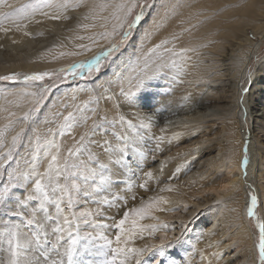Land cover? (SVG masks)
Listing matches in <instances>:
<instances>
[{"label": "snow or ice", "instance_id": "6c2138e0", "mask_svg": "<svg viewBox=\"0 0 264 264\" xmlns=\"http://www.w3.org/2000/svg\"><path fill=\"white\" fill-rule=\"evenodd\" d=\"M153 3L154 0H91L90 4L89 0H16V3L0 0V30L3 31L9 30L3 27L5 22L14 25L17 30L27 28L37 15L54 20H70L68 12L83 7L89 9L82 16L85 21L102 20L104 23L100 26L105 29L108 22L114 21L112 31H104L102 37L113 36L118 29L122 30L120 39L92 61L58 72L17 73L0 77V80L22 85L11 91H0V101H4L0 103V121H3L0 123V243L5 246L6 253L0 259V264H131L132 261L134 264H179L167 253L181 243L183 231L180 237L168 243L146 244L142 248L132 246L136 238L144 239L145 233L154 238L158 232L167 234L171 230L166 223H141L147 218L159 221V217L153 213L164 211L160 205L168 201L154 195L147 200L139 197L138 207L127 208V203L129 199H138L135 188L148 190L147 180L136 185L131 178L134 175L133 158L137 165L147 159V149L144 147L146 137L141 129L151 130L154 124L152 113L160 106L159 94L152 90L151 82L168 75L171 70L181 69L185 54L194 52V47L179 52L166 47L178 38V34L173 33L171 38L155 44L137 59L132 69L134 75L124 77L117 74L115 83L119 86L118 96L109 86L94 98L97 108L102 100L113 102L112 109L116 113L111 119L108 109L101 114L97 108H92L91 116L81 115L79 118L70 112L56 132L48 128L43 133L39 122H36L30 136H25V126L35 121L46 97L56 86L55 82L39 85L35 82L53 76L60 77L59 82H63L65 72L75 77L77 69L99 71L102 60L119 52L128 43L133 30L144 20ZM174 8V5L166 8L164 15ZM160 26L161 21L154 19L152 28L145 31L144 39L147 40L152 31ZM77 27L88 28L89 25L78 24ZM164 52H170L171 56L165 58ZM252 75L249 70L247 82L251 81ZM125 81L127 87L124 86ZM250 90L249 87L242 88L239 101L242 105L247 104L244 97ZM122 105L133 110L135 122L120 111ZM79 111L83 112V109ZM56 115L63 114L58 112ZM244 115L247 116L246 107ZM97 116L99 119H96ZM89 120L92 121L90 127ZM44 123H49L47 118ZM77 126L84 127L85 131L71 147L64 150L57 136L72 135V130ZM96 136L100 139H93ZM25 139L33 145L30 159L19 152ZM163 139L157 138L156 150L160 149ZM92 146L97 150L94 151ZM45 162L46 166L41 170ZM249 164L248 147L245 145L242 162L245 179ZM144 176L153 179L151 171L144 172ZM117 188L120 191H116ZM174 190L170 184L159 189L160 192ZM90 203L95 204L96 208L80 207ZM105 207L107 210H104ZM121 207L126 210L117 219ZM256 207L257 197L252 195L248 209L250 218L257 219ZM112 209L116 212L109 215ZM96 217H104L111 223L97 220ZM257 227L259 261L264 264V223L257 220ZM113 229L117 231L112 233L110 230ZM148 251H152L153 256L145 260L143 258ZM215 255L222 256L221 253Z\"/></svg>", "mask_w": 264, "mask_h": 264}, {"label": "bare ground", "instance_id": "6f19581e", "mask_svg": "<svg viewBox=\"0 0 264 264\" xmlns=\"http://www.w3.org/2000/svg\"><path fill=\"white\" fill-rule=\"evenodd\" d=\"M172 5L175 6L174 10L169 11L165 16L166 8ZM41 19L39 23H32L26 30H10L0 34V73H9L11 70L21 69L29 71L42 67L41 64H45L42 60H50L47 55L53 54L59 46H48L47 37L34 38L33 35L37 31L45 30L47 31L45 36L53 31L60 38H64L63 36L67 35L69 30L73 28V26H68V20L56 21L44 16ZM154 19L161 21V26L154 29L152 35L145 40L144 33L152 28ZM75 30L76 38H67L58 50L68 45L72 49L77 42L86 41L87 38L78 39V37H83L82 35L89 32L86 30L84 33L78 28ZM25 32L29 34L25 35ZM173 33L178 34V38L166 47L177 52L189 47H194L196 50L185 54L186 58L181 62L183 64L181 69L171 70L168 75L151 82L153 84L152 90L159 94V104L162 102L163 105L172 104L171 106L174 108L179 107L187 101V95L191 94L190 98L195 101L200 98L205 104L211 102L210 99L222 102V99L227 100L234 96L237 105H240L239 98L245 83L243 86L240 85L246 81L249 70L253 73L251 81L247 82L251 84V90L246 99L247 104L240 105L243 107L240 110H238V106L231 110L228 103H225L222 108L220 105L209 108L205 106L207 108L203 114L195 116H184V114L183 117L171 118L162 124L155 123L156 128L151 129L155 131L154 135L156 138H164L160 142L161 145L164 142L163 147H166L168 143L169 146L161 155L162 157L158 158L159 161L154 168L169 162L170 158L173 159L171 168H176L177 165L179 166L188 160L193 161L189 175L182 180L180 179L181 181L176 185L181 193L176 200L183 201L184 205H192L194 202L191 200L192 198H198L196 197L198 193H205L207 186L215 179L214 177L219 170H224L228 166L237 169L238 173L233 172L230 180L233 177L237 178L230 183L231 187L224 197V203L231 207L232 212H225L223 221L221 220V224H219L221 225V239L215 242H212L211 238L208 240L209 237L213 236L210 235V232L213 228L217 231L218 225V219L212 215L213 212L211 211H205L200 223L195 221L193 226L196 227L199 223V226L204 227L200 237L206 239V246H212L211 252L219 261L217 264H233L235 261H237L235 264H258L256 235L251 229L249 221L246 220V209L251 203L247 184H253L256 192L259 193L264 216V57L258 59L256 63L254 62L256 56L259 55L261 41L264 40V0L155 1L150 11L149 22L140 26L129 49L113 62L111 76H107L105 80L101 79L95 86L99 85L100 82L108 81L107 84L111 85L113 91L118 94L119 86L115 83L117 74L124 77L130 74L134 75L132 69L136 66L137 59L141 58L143 53L155 44L160 43L165 38H171ZM251 34L256 37V41L251 38ZM38 48L39 53H37ZM48 48L50 51L45 52ZM99 49L100 47L90 54L78 56V59L93 55ZM164 56L168 58L171 53L164 52ZM76 60L75 58L74 61ZM165 82L167 83L165 84ZM100 86L97 87L100 88ZM124 86L127 87L126 81ZM218 89L221 91H219L220 94L216 95ZM112 103H106L103 110L108 109L113 113ZM245 107L248 116L253 119V134L249 132L250 140H248L247 146L250 148L252 156L246 179L241 166L244 145L249 137H246L247 132L244 133L246 129L245 123L243 124ZM222 125H226V129L230 131L224 144L217 142L218 139H211V132L219 126L221 129ZM155 126L153 124V127ZM176 134L179 135L176 136ZM209 142L213 145L216 142L219 147L216 148L217 157H219L216 161L210 157L213 153L205 154L206 145ZM193 144H198V147ZM187 147L188 149H186ZM173 156L176 157L172 158ZM208 169H213V173H211L213 177L208 175ZM168 198L173 199L170 195ZM189 198L191 199L189 200ZM212 198L215 204H220L216 197L212 196ZM202 200L204 202L209 201L208 199ZM222 205L224 207L225 204ZM201 206L198 204L194 211L183 213L179 217L180 222L193 221L201 212ZM225 216L228 217L227 220ZM181 227L184 228L182 225ZM227 230H232L231 236L236 237L234 240H229V238L225 240L228 236ZM180 231H176L174 235L180 236ZM238 244L240 248L237 249L238 251L236 250V254L240 257V261L236 254L231 255L233 246ZM209 253L207 252L206 255ZM216 253H221L222 256H217ZM172 254L185 259L189 251L188 248L180 246L172 251ZM192 264H201L199 252L195 254Z\"/></svg>", "mask_w": 264, "mask_h": 264}, {"label": "rangeland", "instance_id": "374dc122", "mask_svg": "<svg viewBox=\"0 0 264 264\" xmlns=\"http://www.w3.org/2000/svg\"><path fill=\"white\" fill-rule=\"evenodd\" d=\"M89 1H90L89 2V4H90L91 0H89ZM155 1H157V0H154V3H155ZM10 2L16 3V0H10ZM22 2H23V0H22ZM4 10H7V9H4ZM88 10L89 9L87 7H83V8L76 10V11H71V12L69 11L68 12V15L71 17V19L68 20V22H69L68 26H73V28L71 30L68 29L69 32L67 33V35L63 36L64 38H62V37L60 38L59 36H57V33L55 34V33H53V31L50 34H48L47 36H45V34L47 32L45 30L40 31V32L37 31L33 35L34 38H38L40 36L41 37H47L48 38V42H47L48 46L54 45V46L60 47V45L63 44L67 38L68 39L76 38V34H74V31H76L75 29L78 28L77 24H86L87 23V25H89L88 28H78V29L82 30L84 33L86 30H87V32H89L87 34L82 35L84 37V39L87 38L85 42H81V43L77 42L72 49L69 48V45L67 47L66 46L62 47L59 50H58V48H59L58 47L53 54L50 53L47 55L50 57L49 58L50 60H46V59L42 60L45 62V64H41L42 67H37V68H34L33 70L31 69L29 71H25L23 69L11 70V72L9 71V73L8 72L7 73H0V77L9 76L12 74H17V73L21 74V75H25V74L43 73V72H58L59 70L67 69L72 65H78L81 63H86V62L92 61L93 59H95L98 56H102L104 52H106L114 43H116L120 39V36L122 34V30L118 29L116 34L113 36H110L107 38L102 37L101 33H103L104 31H106V30L109 32L112 31V24L114 23V21L108 22L107 29H105V28L100 26L101 23H104V21H102V20L97 19V20L85 21V20L81 19L82 16L88 12ZM150 11H151V8L147 11L145 18H144V20L141 21L140 25H138L137 28L133 30V34H132L131 38L129 39L128 43L125 44L123 47H121L119 52L114 53L111 57L102 60L99 71L89 72L87 69H77L75 77H73L71 74L65 72L64 76L66 77V79L63 80V82H59L61 80V78L58 76H53L51 79L45 77V79L42 82L41 81L35 82L37 85H39L41 83L42 84H52L55 82L56 86L52 88L51 92L46 97L42 107L40 108V112L37 114L35 121H33L32 123L25 126V136L26 137L30 136V130L32 129L33 124H35L36 122H39V128H40L41 132L46 133L48 128H51L54 132H56L58 130V126L64 122L63 118L65 116H67L68 113H70V112L75 114L78 118L81 115H87V116L92 115L90 109L97 108V105L94 103V98L96 96L100 95V93L104 92L105 89L108 88L109 86L111 87L112 91L114 90L111 85L107 84L108 81L100 82L101 84H103V85H101L99 83V85H97V86L101 85L100 88L95 86V84H98V82L101 79L105 80V79H107V76H111V66H112L113 62H115L116 59H118L124 52H126L129 49L130 44L135 39L136 33H137L138 29L140 28V26L146 22H149ZM105 15H107V14L105 13ZM133 15H135V11H134ZM41 17L42 16L37 15L31 23H28L27 21H24V23H28V26H27V28H28L32 23L36 24L37 23L36 21L40 22L42 20ZM130 19H131V17H130ZM56 21H58V20H56ZM61 21H63V20H61ZM92 25H95V27H92ZM3 27L9 29L8 31L17 30L14 25H12L11 23H8V22H5L3 24ZM27 28H22V29L26 30ZM93 28H94V30H92ZM5 32H7V31L0 30V34H3ZM72 34H74V35H72ZM250 36L254 41H256V37H254L252 34ZM89 37H91V39ZM49 42H51V43H49ZM99 47H100V49L97 51V53H95L93 55H89L88 57L84 56V57L78 59V56H82L84 54H90L91 52L98 49ZM49 51H50V48H48V50L45 52H49ZM37 53H39V48H38ZM35 57H37V56H35ZM263 57H264V40L261 41V47L259 50V55L256 56V59L254 62L256 63L258 59H261ZM75 58L77 59L76 61H74ZM42 61H40V62H42ZM166 83L167 82H165V84ZM244 83H245V87H249L251 89V84L247 83V81L243 82L240 86H243ZM21 86L22 85L13 83L12 81L0 80V91H11V90L19 88ZM102 86H104V87H102ZM219 91H221V90L218 89L216 95H218V93L220 94ZM113 92L116 93L115 91H113ZM117 96H118V94H117ZM187 96L189 98L187 97V101L184 104L180 105L181 107L179 106V107L174 108L171 106L172 104L163 105V103L161 102L159 104L160 105L159 109L152 113L153 119H154V126H155V123L156 124H162L163 122H165L168 119L179 117V116L183 117L184 114H185L184 116H188V115L195 116L197 114L198 115L203 114L204 112H206L207 107H205V106H208V108H209V107H213L215 105H220L222 108V106H224L225 103H228L230 105L229 108H231V110L236 109L237 106H238V110L243 108L240 106V105H242L241 103H240V105H237L236 98L234 96H231V98H229L227 100L222 99V102H219V100L216 101L215 99L214 100L210 99L209 101H211V102H208L206 104L200 98L197 101L193 100L192 98H190L191 94H189ZM247 96L244 97L245 100L247 99ZM9 99H12V97H9ZM240 99H241V97L239 98V101H240ZM108 102L112 103V101H108ZM108 102L105 101V103H104V101L102 100L100 102L99 107L97 108V111L102 114V110L105 108L106 103H108ZM0 103H4V101H0ZM79 109H83V112L79 111ZM13 110L18 111V112L21 111L20 109H13ZM112 110H113V113L110 112L111 110H109V112H108L109 119H111L116 113L115 109H112ZM120 111H122L123 114L128 119H133V121L135 122V119L132 115L133 110H130L129 108H127L126 105H122ZM58 112L62 113L63 115L62 116L56 115V113H58ZM45 118L48 119L49 123H47V124L44 123ZM96 119H99V116H97ZM156 119L159 121H157ZM2 122L3 121H0V123H2ZM91 123H92V121L89 120L88 121L89 127H90ZM244 123L246 125V127H245L246 129H245L244 133L247 132L246 137L249 136L245 142V145L248 146V143H249L248 140H250L249 132L253 134V132H252L253 131V119H251L248 116V112H247L246 117L244 115L243 124ZM117 127H119V125H117ZM153 128H156V126L152 127L151 129H153ZM84 131H85L84 127L77 126V127H75L74 130H72V135L65 134L63 137L57 136V140L62 144V148L64 150H66L67 148L71 147L75 143V140L79 139V136ZM141 132H143L145 137H146L144 147L147 149V159L143 160L142 162H140L137 165L135 158H133L132 167H133L134 175H132L131 179L133 182L135 181L134 184H136V185L143 183L145 180H147L148 190L145 191L143 188H138V187L135 188V191L138 193V199L137 200L129 199L128 203H127V208L138 207L139 203H140L139 197H143L144 200H147L149 196H154V195L162 196L168 201V203L160 205L164 209V211H159V212L153 213V215L159 217V221L152 220L151 218H147L145 220H142L141 223L144 225L154 224V223L155 224L166 223L170 226L171 230L168 231L167 234H165L164 232H158L154 238L152 236L148 235L147 233H145L144 239L136 238L135 242L132 246L142 248L146 244H149V245L150 244H157V245H159L161 242L168 243L169 241H173L176 237H180L181 234H180V236H175L174 233L176 234V231L178 232V230H181L184 232V235L181 237V243L176 248L170 249L167 253L168 256H170L173 260L178 261L179 264H192V261L194 260L195 254H198V252H199L200 257H201V264H217V263H219V261H217L216 257L214 256V253L211 252L212 246H209V247L206 246L205 245L206 239H204L203 237H200V235L203 233L202 230H204V227L202 225L199 226V223H200L202 215L204 214L205 211L206 212H208V211L213 212L212 215H215L216 218L218 219L217 231L213 228V230L210 232V235H213V236L209 237L208 240L211 238V241L215 242L216 240L221 239L220 238L221 225H219V224H221V220L223 221L225 212H227V211L232 212L231 207L229 205H226V203H224V197H225V194L228 191V189L231 187L230 183L233 180H235V178H237V177H233L230 180L231 175L233 174V172L238 173V170L231 167V166H228L224 170H219L214 177L215 179H213L212 182H210V184L207 186L206 192L205 193H198V195L196 196L198 198H192V199L189 198V200L191 199L192 201H194L192 205H184L183 201L176 200L177 196L181 194L179 192V189L176 187V185L184 177L189 175L191 168H192V162L193 161L188 160L187 162L186 161L183 162L181 164L182 166L177 165L176 168H171L173 159L170 158L169 162L164 163L162 166L154 168V166H156V163L159 161L158 158L162 157L161 155L167 149V147L169 146V143L166 145V147H163L164 142H163V145H161V143H160L161 149L155 150L156 144L158 142L156 136L154 135L155 131L154 130L149 131L147 129H141ZM211 133H212L211 139H213V140L218 139L217 142H221V144H224L226 142V137L230 133V131H228L226 129V125H222L221 129H220V126L216 127ZM73 137L75 139H73ZM93 139L98 140V139H100V137L96 136ZM193 145L195 147L196 146L198 147V144H193ZM193 145L190 147L192 148ZM209 145H210V147H209ZM245 145H244V150H243L244 154H245ZM92 147H93L94 151L97 150V149H95L94 146H92ZM216 148L217 149L219 148L218 145L216 144V142L214 145L209 142V144L206 145V149H205L206 155H208L209 153L210 154L213 153V154H211L212 156H210L213 158V161H216V159L218 160V158H219V157H217L218 151ZM32 149H33V145L29 144L28 140L25 139L24 142L20 146L19 152L23 157L30 159L29 153L32 151ZM176 149L178 150V147ZM186 149H188V147ZM249 149L250 148L248 147V152H249V157H250V162H251V156L252 155H251V151ZM213 156H216V157H213ZM175 157L176 156H173L172 158H175ZM243 158H244V155L242 156V160H243ZM242 160H241V163L243 162ZM151 163L154 165H152ZM217 164H218V162H217ZM21 166H23V160H21ZM45 166H46V162L44 165H42L41 170H43V168ZM186 169H187V171H186ZM146 171L152 172L153 179L149 180L146 176H144V172H146ZM207 171H208L207 172L208 175L213 177V175L211 174V173H213V169H208ZM5 179H6V177H5ZM165 184H170L175 190L171 191V192H168V191L160 192L159 189L164 187ZM121 187H123V185H121ZM247 190L249 191L251 196L255 195L257 197V207L255 209L257 219H253V218H250L248 216V209H249V207H251V203H250L249 207H247V209H246V220L249 221L251 229H253V232L256 235V243H257L256 244L257 245L256 250H257V256H258V262L257 263L260 264L259 248H258L259 229L257 227V220L261 223H264V216H263V212H262V206H261V202H260L259 193L256 192L254 185L253 184H247ZM116 191H120V188H117ZM121 194H123V193H121ZM169 195L172 196L173 199H171V198L169 199L168 198ZM212 196L216 197V199L219 200V203H220L219 205L215 204ZM202 199H208L209 201L207 202V200H206V202H207L206 203ZM200 200H201V202H200ZM174 203H175V205H173ZM197 203L202 205L200 207L201 212L199 211L200 212L199 215L196 218H194L193 221L189 222L187 220L186 222L181 223L180 222L181 219L179 217L183 213H188V212H191L192 210L194 211L195 207H197V205H198ZM222 204H225L224 207ZM215 205H217V206L214 207ZM80 207H88L91 209H95L96 205L90 203L88 205H81ZM104 210H107L106 207ZM125 210L126 209L124 207L120 208L119 215H117V219L122 217V214ZM115 212H116L115 209L111 210V211H109V215H113V213L115 214ZM221 212H222V215H221ZM96 219L101 220L105 223H111L110 220H105L104 217H96ZM225 219L227 220L228 217L225 216ZM195 221L199 222L198 225H196V227L193 226ZM181 225L182 226L186 225L187 227L182 228ZM110 231L112 233H114L117 230L113 229ZM226 233L228 234V236L225 238V240H227V238H229V240H231V239L234 240L236 238L235 236H231L232 230H229V231L227 230ZM230 236H231V238H230ZM113 239H114V236H113ZM180 246L188 248L189 254L186 255L185 259L181 258V256H173V254H172V251L179 248ZM4 248H5V246L2 243H0V259H3L6 255ZM238 248H240L239 244L234 245L233 249L231 250V255L236 254L237 253L236 250ZM207 252H210V253L208 255H206ZM152 256H153V252L148 251L145 253V256L143 259L149 260L152 258ZM236 257L240 261V257L237 254H236ZM236 262L237 261H235L233 264H235ZM131 264H134V261H132ZM162 264H163V262H162ZM237 264H240V263H237Z\"/></svg>", "mask_w": 264, "mask_h": 264}]
</instances>
